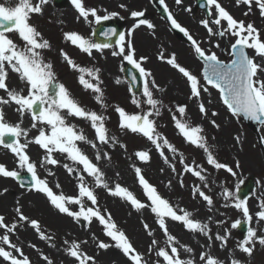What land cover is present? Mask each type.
<instances>
[{
    "label": "snow or ice",
    "instance_id": "obj_1",
    "mask_svg": "<svg viewBox=\"0 0 264 264\" xmlns=\"http://www.w3.org/2000/svg\"><path fill=\"white\" fill-rule=\"evenodd\" d=\"M49 0H0V90L5 93L0 96V146L8 149L16 160V168L9 169L5 164L0 163V177L11 178L20 182L19 186L24 188L26 185L29 191L41 193L49 201L50 205L58 210L59 213L65 214L73 218L77 223L81 220L91 224L95 219L102 225L103 234L109 238L111 242L106 243L103 240L93 236L96 247L100 250H107L110 247L119 249L127 258L129 264H149V260L145 259L144 253L139 252L130 241L124 231L119 230L112 220L111 213L102 212L98 205V198L93 187L88 186L86 176L92 177L96 187L105 189L109 195L120 198L129 203L135 210L140 211L148 208L156 220L159 230L166 237L164 247L158 246V241L152 239L148 248V252L155 251V256L159 258L156 264H196L195 259H182L180 251L183 249L186 253H193V249L186 245L180 244L176 236L171 234L168 224L176 222L183 226L190 233H199L208 241L207 247L219 241V247L225 249L231 235V229H236L241 225V220H236L226 228L224 233L219 231L212 232L208 223L202 222L195 218L192 211H188L178 206H174L168 199L164 198L143 175L142 169L135 167V176L138 184L146 197L147 203L139 200L134 193L127 187L119 183L110 185L105 178V173L93 162L85 151L80 147L81 143L90 145L96 149L95 160H110L111 156L100 151L99 145L107 146L111 144L115 147L119 144V139L109 135L106 127V117L96 111H90L82 106L69 92L63 83L58 82L53 64L48 62L43 55V50L51 48L50 41L44 39L42 33L37 27L30 23L33 15H43L44 6ZM71 5L78 13V19H83L87 23L99 25L103 21H107L116 17L118 13L111 12L109 14L100 15L94 7H87L85 0H70ZM177 5H181L183 0H175ZM159 4L163 6V10L167 13V20L170 22L172 29L182 33L191 46L195 55L203 62V74L201 78L193 74L190 70L178 63L175 53L168 57L161 55L160 59L178 70L186 79L190 89V98L195 99L198 103V110L204 117L208 116V108L201 99L202 93L209 92V86L219 92L220 98L231 116L237 119L243 118L249 121L258 122L264 126V36L253 23H245L243 20H237L229 11L220 3V0H206L208 8L206 19H202L200 24L206 30L211 38L219 36L221 38L230 36L233 42H230L227 51L231 58L229 62L220 59L216 52L201 47L200 42L193 38L189 30L183 27L173 13L169 10L165 0H159ZM236 5H244L248 11L245 16L252 11L253 5L258 9L260 16L264 17V0H236ZM121 8L125 5L121 4ZM191 12L192 8L184 9ZM133 18H142L145 16L144 11H132ZM90 17L92 19H90ZM141 25L149 29H154L155 25L147 19H138L135 27ZM16 36V40L12 35ZM95 34V33H93ZM106 38L118 36L115 45L110 43H95L83 35L73 31L64 33V38L70 41L72 45L78 47L83 53L91 56L93 50L103 51L104 49L114 48L112 55L120 57L122 61L132 66L134 71L131 75L133 82L139 83L142 80V96L144 100L136 99L135 92H132V103L138 109V113H129L123 107H115L114 111L118 113V127L124 131L133 134H139L146 138L154 145L160 157L165 163H170L167 152L175 154L177 148L158 130V124L155 117L161 115L163 102L155 97V91L159 90L154 77L150 70L145 69L142 63L146 57L136 58L135 48L126 40V35L118 33L115 28H109L102 33ZM17 40L19 43H17ZM220 48L219 42L213 45ZM249 50L254 55L249 54ZM222 51H225L222 49ZM66 63L71 69L79 73L78 81L84 89L90 90L95 94L94 98L98 103H103V90L99 69L86 68L78 65L66 52L61 50ZM259 58V59H257ZM15 74L19 81L20 87H10L8 84L9 74ZM138 73V76H137ZM87 77V78H86ZM139 77V79H138ZM116 83H120L117 80ZM131 91V89H130ZM146 103L147 110L141 106ZM5 106H13V110L18 114L19 120L11 123L6 119ZM179 114H172L174 127L178 130L181 137L186 143L201 149L206 154V163L214 170H225L232 176L236 175L233 167L227 163L220 162L214 154L213 149L204 135L202 125H193L187 119H184L187 113V105L177 106L176 110ZM28 115L31 121L30 129L24 128L23 117ZM213 116L218 115L212 112ZM78 118L89 122L90 127L94 130V140L88 137L77 128L76 125L68 123V118ZM210 123L219 128L215 120ZM35 129L37 134L29 138V132ZM23 139L24 142H21ZM236 140L239 142L240 137ZM260 142L264 144V136L260 137ZM30 144L39 146L42 150V158L39 161V167L60 166L72 176L75 174L77 180L78 194L76 196H67L57 194L53 187L49 186L47 179L41 178L38 173L37 162L32 161L28 148ZM126 149V145H121ZM56 154L64 156L71 162L62 163L56 158ZM135 156L141 162H149L151 159L150 152L147 150H139L135 152ZM183 164V172L191 174L204 182L207 187V176L204 174L206 169L203 165L186 163L181 159ZM171 169L175 172V165L171 164ZM239 168V162L236 163ZM21 171L30 174V179L23 180ZM50 176L55 173L48 170ZM86 174V175H85ZM118 175V173H117ZM183 186V181H180ZM56 188L60 185L57 183ZM168 187H171V181H168ZM7 192V189H4ZM239 185L236 192L225 189L222 193L225 201H233L235 209L242 212V215L248 222L253 217L258 218V223L264 221V200L259 204V210L251 214L247 206V200L240 198ZM192 196H197L205 203L208 211L214 207V200L211 195L207 194L200 186L192 187ZM85 200L90 202L91 206L85 207ZM78 206V210L73 211L68 205ZM225 204V207H228ZM211 220V218H208ZM21 222L29 225L39 236L41 240L49 241L50 246L55 247L52 243L53 237L46 234L36 219L26 216L19 206L15 208V218L13 221H7L4 215H0V258L6 264H32L30 258L25 255L22 248L10 239V234L15 233ZM217 224H224L225 221H216ZM145 232L148 236L154 233L150 226L145 222L143 224ZM264 245V234L258 235L257 229L248 227L247 235L240 240L237 248L247 256H251L256 243ZM65 252L73 258L77 264H96L94 256L88 255L82 250L81 245L87 241L65 240L63 242ZM35 248V245H31ZM41 258L45 264H54L48 255H42ZM199 260L203 264H225L224 261L211 256L209 253L202 251ZM230 264H243L241 260L231 259Z\"/></svg>",
    "mask_w": 264,
    "mask_h": 264
},
{
    "label": "rangeland",
    "instance_id": "obj_2",
    "mask_svg": "<svg viewBox=\"0 0 264 264\" xmlns=\"http://www.w3.org/2000/svg\"><path fill=\"white\" fill-rule=\"evenodd\" d=\"M112 1V5L101 4L99 0H85V4L87 7L96 8L100 15L111 12L118 13L112 19L123 22L126 40L135 48L136 58H147L142 63V66L151 71L156 84L159 86V90L155 91V97L163 102L161 115L155 117L158 130L177 148V152L175 154L167 152L166 154L169 156L170 163H165L154 145L147 141L146 138L139 134L124 131L118 127L119 117L118 113L114 111L115 107H123L130 114L141 111V109H138L131 102L133 98L132 92L130 91L129 82L124 77L123 69L127 62L122 61L120 57L112 55V51L116 50L114 48L104 49L102 52L93 50V54L89 56L78 47L72 45L70 41L65 40L64 33L75 31L93 41V29L97 24L94 21L87 23L82 18L78 19V13L71 5L70 0L61 6H57L55 0H49L48 4L44 6L48 8L43 12V15H33L30 20V23L35 25L42 33L43 38L50 41L51 48L43 50L44 57L48 62L53 64L58 82L63 83L82 106L90 111L103 114L106 117L105 122L109 135L119 139V144L115 147L111 144L104 146L97 143V148L100 151L111 156L110 160H95L96 149H93L88 144L81 143V149L93 159L94 163H97L101 167L110 185L119 183L127 187L139 200L145 203H147V200L141 186L137 182L134 171L135 167L142 169L145 178L157 188L164 198L168 199L174 206L192 211L195 218L209 224L213 233L219 231L223 234L224 230L230 228L233 222L241 220L242 222H246L249 227L257 229L258 235L264 234V221L258 223V218L254 216L253 220L248 222L242 215V212L232 206L234 202L225 201L222 195L225 189L235 193L237 185H239L240 189L245 182L252 179L255 183V189L246 198L247 206L251 214L259 210V204L264 200V160L262 158L264 150L257 137L248 130L242 118L237 119L231 116L227 108L224 107L225 105L216 89H212L209 86V92L202 93L201 99L208 108V116L204 117L198 110L197 101L190 98V89L183 76H181L183 77L181 79L185 83L173 77L162 81L156 60L164 61L160 59L162 54L168 57L175 53L169 44L186 50V56H188L189 61L185 62L179 59L175 53L177 61L193 74L200 77L202 83L203 64L195 55L191 42L173 32L170 23L158 15L159 8L162 6L159 4V0L155 1V5L151 3V7L146 11L140 6L142 0L139 1L137 6L133 5L136 3V0H129L132 3L130 6H126L122 0ZM195 1L197 0H183L181 5H177L175 0H165V3L177 21L189 30L194 39L200 42L201 47L216 52L221 60L229 62L231 58L228 56L226 50L234 38L230 36L223 38L216 36L212 37V42L209 43L206 30L200 24L202 19L208 17L201 12L193 14L196 8ZM220 3L237 20H243L246 24L253 23L261 31L262 36H264V17L260 16L255 5H253L252 11L245 16L244 13L248 11L247 7L244 5L237 6L236 0H220ZM121 4L125 5V7L121 8ZM188 7L192 8L191 12L184 10ZM132 11H144L145 16L133 18L131 16ZM90 19L92 18L90 17ZM138 19L149 20L155 25V28L149 29L144 25L136 28L135 25L138 23ZM164 37L168 38V42L160 43L158 40ZM12 38L14 40L17 39L14 34ZM217 42L220 43V48L213 46ZM17 43H19L18 40ZM165 44L168 45L165 46ZM222 49L225 51H222ZM61 50L66 52L78 65L99 69L101 88L103 90V103H98L94 98L95 94L90 90L84 89L79 83V73L69 67L61 55ZM249 53L250 55H254L252 50H249ZM107 72L116 74V80H120V83H115L112 78H108ZM176 72L179 73L178 70ZM16 80L17 76L10 73L7 81L9 86L19 88L20 85H17ZM4 95L3 90H0V96ZM135 98L139 100L145 99L142 96V89L141 93L136 95ZM182 104L187 105V113L184 119H187L193 125L203 126V134L206 135L215 156L220 162L227 163L233 167L236 172L235 176H232L225 170H214L206 163V154L201 149L186 143L181 137L178 130L174 127L172 114L175 113L179 116L176 110L177 106ZM141 107L144 110L148 109L146 103H143ZM5 111L6 119L9 122H18L19 117L14 112L13 106H5ZM212 112H216L218 115L213 116ZM211 120L216 121L219 125L218 129L210 123ZM68 123L76 125L89 140L95 139L94 130L90 127L88 121L69 117ZM30 124L29 116L25 115L22 126L30 129ZM36 134V130L31 129L29 138ZM259 134V137L264 136V126L262 125L259 126ZM237 136L240 137L239 142L236 140ZM227 141H229L230 146ZM21 142H24L23 139ZM121 145H126V149ZM139 150L150 152L151 159L149 162H141L135 156V152ZM28 152L32 161L37 162L39 175L41 178L48 180L49 186L53 187L54 192L67 196H76L78 194V182L75 174L70 176L60 166L39 167L42 150L35 144L29 145ZM56 158L61 160L62 163L71 164L70 161L60 154H56ZM181 159L186 163L195 162L196 164L203 165L206 169L204 174L208 178L207 187H204V182L199 181L198 178L183 172ZM237 162H239V168L236 167ZM0 163L5 164L10 170L16 168V160L13 154L2 146H0ZM171 164L175 165V172L172 171ZM49 169L55 173L54 176L48 174ZM22 174L28 173L21 171ZM181 180L183 181V186L180 184ZM168 181H171V187H168ZM86 182L88 186L94 188L101 211L111 213L112 220L118 229L125 232L139 252L146 254L145 259L149 260V264H156L159 258L155 256V251L148 252L150 242L152 239H155L158 241L159 247H164L166 237L159 230L154 214L148 208L137 211L124 200L109 195L105 189L95 186L92 177L86 176ZM57 183L60 185L59 188L55 187ZM193 186H200L202 190L212 196L214 207L211 211H208L205 203L198 196L193 198ZM4 189L8 191L5 192ZM17 201L19 202V206L22 207L24 214L31 219L38 220L41 229L54 238L52 243L55 244V247H52L49 241L41 240L38 234L23 222H21L15 233L10 234L12 242L22 248L25 255L30 258L32 264H45L41 258L42 255H48L54 264H77L73 258L66 254V245L63 243L65 240L69 242L87 241V243L81 245L82 250L88 255L94 256L96 264H129V261L119 249L110 247L107 250H100L96 247L93 236L106 243L111 242L103 234L102 225L98 221L94 219L91 224H88L81 220L77 223L73 218L59 213L57 209L50 205L43 194L37 193L34 190L29 191L28 188H21L19 183L11 178L0 177V215H4L9 222L15 218ZM84 203L85 207L91 206L87 200ZM225 204L229 206L225 207ZM68 206L73 211L78 210V206L76 205L69 204ZM209 217L211 220L208 219ZM220 220L225 221V223L217 224L216 221ZM145 222L154 233L151 237L145 232L143 227ZM168 227L171 234L177 237L180 244L193 249V253H186L181 249L180 256L182 259H195L196 264H203L199 260V256L204 251L224 261L225 264H230V260L233 258L241 260L243 264H264V245H260L257 242L250 257L239 251L237 244L243 237L237 233V228L231 229L227 247L221 249L219 241L212 243L209 248L206 246L208 241L205 237L199 233L188 232L179 223L169 222ZM3 234V230H0V235ZM31 245H35L36 247L33 248ZM0 264H6V262L0 258Z\"/></svg>",
    "mask_w": 264,
    "mask_h": 264
},
{
    "label": "water",
    "instance_id": "obj_3",
    "mask_svg": "<svg viewBox=\"0 0 264 264\" xmlns=\"http://www.w3.org/2000/svg\"><path fill=\"white\" fill-rule=\"evenodd\" d=\"M65 2H66V0H57L58 5H61ZM197 2H198V8L207 14L208 8L205 6L206 0H199ZM160 14L163 18L167 19V13H165L164 10H161ZM109 28H115L118 33H123V29H124L123 24L121 22H118V21L102 22L101 24H99L97 26V28L95 29V32H94L95 33L94 39H95L96 43H110V44L115 45V42L118 39V36H114V37H111V39H108L102 34L104 31H107ZM176 31H177V33H179V35H183L178 30H176ZM125 69H126L125 75L128 78L127 80H129L131 83V90L133 92H135V94H139L141 92L140 89H142V80H140L139 83L133 82L131 80V75H132V72L134 71V69H132L131 65H127V67ZM137 76H138V73H137ZM138 79H139V77H138ZM243 120L248 125L247 127H249L253 132H257L258 125H259L258 122L249 121L246 119H243ZM21 176H22L23 180H25V181L30 179V174H24ZM28 187H30V186H28V185L25 186V188H28ZM253 189H254V182L250 180L239 190L240 198H246L251 193V191ZM238 229H239L238 233H240L243 237H245L247 235L248 225L246 223H241V225L238 226Z\"/></svg>",
    "mask_w": 264,
    "mask_h": 264
},
{
    "label": "bare ground",
    "instance_id": "obj_4",
    "mask_svg": "<svg viewBox=\"0 0 264 264\" xmlns=\"http://www.w3.org/2000/svg\"><path fill=\"white\" fill-rule=\"evenodd\" d=\"M101 4H106V5H112L113 1L112 0H99ZM123 3L126 5V6H130L132 5V3L129 1V0H122ZM140 0H136V3L133 4L134 6H137L138 3H139ZM156 0H142L141 1V7L144 11L148 10L150 7H151V3L153 5H155ZM47 6L46 8L44 7V11L47 10ZM160 43L163 42V43H167L168 42V38L167 37H164L160 40H158ZM139 43H140V40H139ZM168 45V44H165V46ZM170 47H172L175 51V53L177 54L178 58L181 59V60H184L185 62H188V56H186V50L184 48H179L177 46H173L172 44H169ZM156 63H157V68H158V72L160 74V78H162V81L166 80V79H169L171 77L177 79V80H181V77L182 75L177 73L176 70L171 67L169 64H167L165 61H160V60H156ZM107 77L108 78H112V80L116 83V79H117V75L114 74V73H111V72H107ZM183 83H185L184 81H182ZM16 83L17 85H20L19 84V81L18 79L16 80ZM219 142H220V139H219ZM228 145L230 146L229 144V141H227ZM226 151H228L226 149ZM263 160H264V154H263Z\"/></svg>",
    "mask_w": 264,
    "mask_h": 264
}]
</instances>
